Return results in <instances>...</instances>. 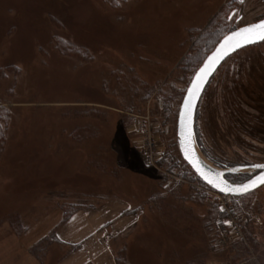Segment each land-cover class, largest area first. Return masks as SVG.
<instances>
[{
	"label": "rangeland",
	"instance_id": "374dc122",
	"mask_svg": "<svg viewBox=\"0 0 264 264\" xmlns=\"http://www.w3.org/2000/svg\"><path fill=\"white\" fill-rule=\"evenodd\" d=\"M106 1L0 0V106L10 114L0 153V255H17L5 248L24 240L41 264L86 253L113 264L118 254L128 264H264V186L251 195L250 217L230 198L251 236L244 233L239 250L224 249L214 241L224 216L212 219V205L225 212L209 201L212 188L191 180L189 166L171 173L159 165L178 143L181 105L175 116L171 104L165 125L161 95L172 102L187 85L185 59L198 58L201 35L191 31L205 30L225 5L238 27L262 20L264 0H239L237 9L236 0H127L116 10ZM55 35L88 47L93 59L60 53ZM195 128L211 165L264 164V43L221 67ZM149 144L153 165L144 156ZM67 223L86 226L67 229L74 237L94 231L66 244Z\"/></svg>",
	"mask_w": 264,
	"mask_h": 264
},
{
	"label": "water",
	"instance_id": "95a60500",
	"mask_svg": "<svg viewBox=\"0 0 264 264\" xmlns=\"http://www.w3.org/2000/svg\"><path fill=\"white\" fill-rule=\"evenodd\" d=\"M264 41V19L241 26L224 36L194 74L180 105L177 118L178 148L182 159L196 176L213 190L230 197H242L264 186V164L218 168L201 154L196 141L195 119L202 96L215 73L235 53ZM256 174L242 183L226 179L241 171Z\"/></svg>",
	"mask_w": 264,
	"mask_h": 264
},
{
	"label": "trees",
	"instance_id": "16d2710c",
	"mask_svg": "<svg viewBox=\"0 0 264 264\" xmlns=\"http://www.w3.org/2000/svg\"><path fill=\"white\" fill-rule=\"evenodd\" d=\"M126 1L127 0H107L106 3L108 4V6L111 9L116 10L123 3H126ZM134 1L139 2L141 0H134ZM120 3H121V5H119ZM225 6L226 7H223L222 10L218 13V15L215 18L210 20V23H209L208 27L205 30H202V31L201 30H192L191 31L192 34H193V32L201 34V35L199 34L200 37H199L198 41L195 43V45H194L195 50L197 49V52H198L199 56H198V58H194L193 56L189 55V57H187L185 59V64H190L191 65V68L189 69L188 75L186 77L187 85L185 86V88L182 87L180 92L173 96L174 99H172V102L170 101V98L168 96L166 98L164 96V94L161 95V98L163 100L162 101L163 102V106H164L163 113L165 115V118H164L165 119L164 120V124L165 125L168 123L166 121V115H167L169 107L173 103L177 105L176 108H173V110H172V114L174 113L175 116H177L178 105H180L178 103L182 102L184 94L186 93V90H187V87H188L189 83L191 82V80H192L194 74L196 73V71L198 70V68L202 65V63L205 60V58L214 50V48L217 46V44L220 42V40L224 36H226L232 30H235L236 28H238V26L233 21L228 20V18H229L228 17L229 16L228 13H230L231 9L227 5H225ZM238 7H240V1L236 0L235 8L237 9ZM56 22H57V24L59 26V22L58 21H56ZM52 42L55 43L56 49L59 50L60 53H62L64 55H70V56L76 55L79 59H84V60L93 59V55L90 53L88 47L80 46V45H77V44H75L73 42H66L63 39L61 40L60 36H58V35L53 36V41ZM85 52L87 53L86 56L85 55H81V54H83ZM230 58H228L227 60H229ZM227 60L223 63V65L227 62ZM221 67L219 68V70L221 69ZM217 72L215 73V75L217 74ZM214 76L212 77V79L214 78ZM211 80H210V82H211ZM210 82H209V84H210ZM209 84H208V86H209ZM208 86H207V88H208ZM198 110H199V106H198V109H197V112H196V119L195 120H197ZM9 118H10L9 111L7 109H5L4 107L0 106V153L2 152V150L4 149V147L6 145V129H7V123H8ZM195 131H196V128H195ZM173 146H175L176 151L173 150V148H172ZM170 147H171L172 150L167 148L164 156L162 157V159L159 162V165L161 167L167 168V170L169 172H171V173H175L177 167L179 165L181 166V164H183L184 166L188 167V164H186L184 162V160L182 159V157H181V154H180L179 148H178V143L175 142L174 144H171V142H170L169 148ZM232 177H233V175H227L226 179L229 180L232 183H241V182L247 180V179H244L245 177H242V180L241 179H237L235 177L232 178ZM189 178L191 180L198 181L201 185L207 186L205 183L202 182V180L200 178H198L196 176L194 171H193L192 175L189 176ZM253 193H250V194L242 196V197H231V199L233 200V204H234L235 209H237V211L239 213H243L247 217H250L251 213H252V208L251 207L253 205V202H252V196L251 195ZM211 213L213 214L211 216L212 219L223 217V216H224L223 220L226 219L225 214L223 215V213L219 212V209L217 208L216 204L212 205ZM69 216H66L64 220L65 221L68 220ZM244 233H245L246 238L247 237L249 238L251 236L250 234L249 235L247 234L246 226H245ZM244 243H245L244 241H237V242H235L232 245L231 249L232 250L233 249L234 250H236V249L239 250V248H241V246H243ZM239 253H240V251H239ZM116 262H117V264H128L126 259L122 258L120 256V254L117 255Z\"/></svg>",
	"mask_w": 264,
	"mask_h": 264
},
{
	"label": "crops",
	"instance_id": "0c3cea01",
	"mask_svg": "<svg viewBox=\"0 0 264 264\" xmlns=\"http://www.w3.org/2000/svg\"><path fill=\"white\" fill-rule=\"evenodd\" d=\"M120 223L117 222L116 223V228L120 229ZM66 229H65V234H64V239L63 242L66 244H81V242L83 240H86L89 236L92 235L94 228H89L87 230H89V234L88 235H78V236H72L69 231L70 229H74L76 231L81 230L83 228H85L86 226H82V224H79V226L67 223L66 224ZM69 229V231L67 230ZM68 231V232H67ZM68 233V234H67ZM10 243V246H7V248L5 249H10V248H15L16 249V253L17 255H11L8 254V252H4L3 255H0V264H41L38 257L31 255L29 253V250L35 245L34 242L31 243H26L24 240H17L16 243ZM26 251V252H25ZM88 252V251H87ZM23 254V255H22ZM86 257H69V259H67L66 261L62 262V264H103L105 262H108V264H113L111 259H108L107 256H105L103 259H100L98 257L97 254L95 255H88V253H86ZM94 256H97L94 260ZM108 259V261H107ZM94 260V261H93ZM114 264H116V262L114 261ZM213 264V263H211ZM216 264V263H215Z\"/></svg>",
	"mask_w": 264,
	"mask_h": 264
},
{
	"label": "built area",
	"instance_id": "2783aa9c",
	"mask_svg": "<svg viewBox=\"0 0 264 264\" xmlns=\"http://www.w3.org/2000/svg\"><path fill=\"white\" fill-rule=\"evenodd\" d=\"M146 145V144H145ZM145 160L146 163L153 165L157 161V156L154 153V148L146 147ZM210 202H217L225 212L226 219L223 221L222 227L219 228L215 238V244L219 248H229L235 242L245 240L244 223L236 215H234V208L231 203V197L223 195L213 189L208 190Z\"/></svg>",
	"mask_w": 264,
	"mask_h": 264
},
{
	"label": "flooded vegetation",
	"instance_id": "af4514ba",
	"mask_svg": "<svg viewBox=\"0 0 264 264\" xmlns=\"http://www.w3.org/2000/svg\"><path fill=\"white\" fill-rule=\"evenodd\" d=\"M262 43H264V41L261 42V43H259V44H262ZM259 44H257V45H259ZM251 47H252V46H251ZM248 48H250V47H248ZM245 49H246V48H245ZM203 95H204V94H203ZM202 98H203V96H202ZM201 100H202V99H201ZM200 102H201V101H200ZM255 174H256V173H255ZM255 174H254V175H255ZM252 176H253V175H252ZM252 176H251V177H252ZM249 178H250V177H249ZM249 178H248V179H249ZM248 179H247V180H248ZM245 181H246V180H245ZM243 182H244V181H243ZM241 183H242V182H241Z\"/></svg>",
	"mask_w": 264,
	"mask_h": 264
}]
</instances>
